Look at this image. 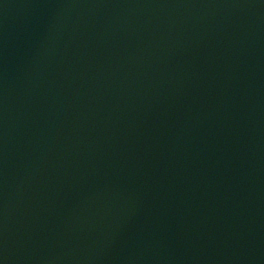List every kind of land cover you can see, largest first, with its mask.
<instances>
[{
  "label": "water",
  "instance_id": "obj_1",
  "mask_svg": "<svg viewBox=\"0 0 264 264\" xmlns=\"http://www.w3.org/2000/svg\"><path fill=\"white\" fill-rule=\"evenodd\" d=\"M0 264H264V0H0Z\"/></svg>",
  "mask_w": 264,
  "mask_h": 264
}]
</instances>
